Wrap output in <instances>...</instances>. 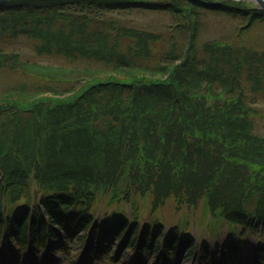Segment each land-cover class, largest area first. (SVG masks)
I'll return each mask as SVG.
<instances>
[{
  "label": "trees",
  "instance_id": "1",
  "mask_svg": "<svg viewBox=\"0 0 264 264\" xmlns=\"http://www.w3.org/2000/svg\"><path fill=\"white\" fill-rule=\"evenodd\" d=\"M223 1L0 2V71L27 77L0 95V230L6 216L12 245L45 246L41 206L56 237L54 224L86 227L104 196L119 204L105 230L128 226L120 205L138 195H151L155 208L174 196L178 205L202 203L234 233L262 227L264 237V135L255 131L264 47L246 39L264 10ZM127 10L168 13L171 22L156 33L119 18ZM207 13L242 20L231 41L200 44ZM20 36L69 65L31 62L4 47ZM139 222L134 216L132 245ZM151 223L140 247L148 255L164 234ZM184 229L173 225L168 251L192 245Z\"/></svg>",
  "mask_w": 264,
  "mask_h": 264
},
{
  "label": "rangeland",
  "instance_id": "2",
  "mask_svg": "<svg viewBox=\"0 0 264 264\" xmlns=\"http://www.w3.org/2000/svg\"><path fill=\"white\" fill-rule=\"evenodd\" d=\"M130 20L135 22L136 25L145 26V28L152 29L151 25L154 26V30L156 32H165L166 28L162 23L171 21L170 14L168 13H157V12H140V11H129L127 10L124 12L123 18H129ZM205 27L202 30L201 37H200V44H202L206 40H221V41H231L233 39V31L237 33L239 29V24L242 22L241 19H232L229 18L227 15H218L215 13H207L204 16ZM235 33V34H236ZM167 35V34H166ZM250 37L246 36V39L249 44H254L257 47H264V22L254 26L250 32ZM237 41V40H236ZM235 41V42H236ZM4 46L8 49H13L17 52H20L25 58H29L33 61L43 63V64H53V65H69L66 59L60 56H50V55H38L34 50L33 41L26 37L21 36L15 40L7 41ZM26 76L20 72H12V71H3L0 73V94L1 92L8 86L17 84L18 82L25 80ZM259 111H261V115L255 119V130L257 133L264 135V101H260L257 104ZM143 217H148L150 212L148 213V205L143 203ZM129 205L126 206V210L129 212ZM160 215L161 219L164 221L165 225L169 226L170 224H174L177 222L180 212L176 209L173 210L171 205H168ZM194 235L198 237L199 228L197 225H194L192 228ZM206 234V232H205ZM223 236V232L220 237ZM108 237L105 239L107 240ZM250 241L254 242L255 244L257 241L256 239L251 236ZM82 242L76 244L75 249L72 253L66 255L65 261H62V253L56 252L57 247L54 245L53 242L50 244L49 251H46L43 256H40L38 262L43 264L44 262H51L50 264H111L110 259L99 256L95 261L87 259L84 255V250H80ZM120 246V244L118 245ZM252 244H249L251 247ZM56 252L55 256H52V252ZM122 251V250H121ZM132 253V252H131ZM9 257H6L4 253L0 252V264H16L15 256L12 255L10 252ZM23 257L20 259V264H35V256L33 257L31 253L27 251H23ZM39 255V254H38ZM136 255H144L138 254L135 252L134 255H126L123 257L122 261L118 263L117 261H112L115 264H135V260L138 262H142V258ZM199 257V256H198ZM72 259V260H70ZM203 259L201 257L197 258L195 256L190 257L184 260L182 257L179 260V264H201ZM247 262V259L244 263ZM145 264V262H143ZM147 264H159L157 261H153ZM205 264H215L213 260L210 262L207 261Z\"/></svg>",
  "mask_w": 264,
  "mask_h": 264
},
{
  "label": "water",
  "instance_id": "3",
  "mask_svg": "<svg viewBox=\"0 0 264 264\" xmlns=\"http://www.w3.org/2000/svg\"><path fill=\"white\" fill-rule=\"evenodd\" d=\"M4 1V0H0ZM256 3H258L259 8L264 9V0H254Z\"/></svg>",
  "mask_w": 264,
  "mask_h": 264
}]
</instances>
